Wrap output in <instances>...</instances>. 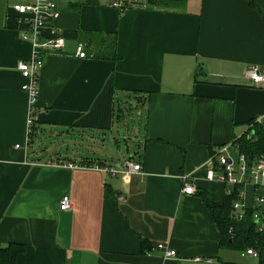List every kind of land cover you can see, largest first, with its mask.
<instances>
[{
  "label": "crops",
  "instance_id": "obj_1",
  "mask_svg": "<svg viewBox=\"0 0 264 264\" xmlns=\"http://www.w3.org/2000/svg\"><path fill=\"white\" fill-rule=\"evenodd\" d=\"M15 1L23 0H0V246L24 249L8 264H205L192 261L197 255L256 264L244 250L219 246L200 193L223 202L227 186L206 176L218 174L215 153L251 119L264 123V80L246 77L253 65L264 69V0L124 11L110 0H54L60 14L42 34H61L64 46L43 56L29 136L16 64L32 46ZM114 38L118 58L102 59L97 48ZM90 159H131L142 169L109 176L47 164ZM184 178L194 192H182ZM64 195L69 210L59 208ZM259 197L264 184H244L242 207L260 215L264 231Z\"/></svg>",
  "mask_w": 264,
  "mask_h": 264
},
{
  "label": "built area",
  "instance_id": "obj_2",
  "mask_svg": "<svg viewBox=\"0 0 264 264\" xmlns=\"http://www.w3.org/2000/svg\"><path fill=\"white\" fill-rule=\"evenodd\" d=\"M109 5L120 11H124L130 8H146L149 6L148 0H110ZM11 8L14 12L23 17L27 23V27L22 32V39L28 40L31 43L32 51L31 56L26 59H20L17 61L16 68L24 78V82L21 85V89L28 94L29 98V115H28V136L33 132L34 121L32 119L33 111L35 109L37 95H38V78L39 71L44 62V54L48 52L60 51L64 46V37L57 33L53 36H43L42 30L50 25L60 14L58 5L54 0H23L15 1L11 4ZM77 56L85 58L87 53L84 46L79 42L76 46ZM246 77H248L254 84H257L264 80V69L257 65H253L246 71ZM255 122H260V118H255ZM19 147V144H16ZM230 149H233L236 153V159L230 154ZM218 163V174L215 175L213 169L207 171L208 179H217L223 182L228 189V185H237L239 183L244 184L252 182L253 184H264V160L258 158L250 166L247 164L245 156L238 152L237 146L234 142H228L221 145L214 155ZM48 165L64 166L68 168H83L100 171L105 175L117 176L120 173H138L142 169L140 162L132 161L131 159L124 160L119 166L105 165L98 160H85L80 162H66L55 163L47 162ZM195 191L193 185L189 184L184 178L182 192L192 193ZM242 195L243 189L238 193V197L233 202V211L237 219H241L244 214L242 207ZM257 202L263 203L264 198L259 197ZM72 207L70 197L64 195L59 200L60 210H69ZM253 218L259 220L260 215L253 213ZM157 250L163 252L164 256L177 257V252L174 249H166L163 244L158 243L155 247ZM242 254L251 255L256 257L257 253L252 248L244 250ZM192 261L194 263L212 264L215 262V258L211 256H193ZM218 264H223L218 262Z\"/></svg>",
  "mask_w": 264,
  "mask_h": 264
},
{
  "label": "trees",
  "instance_id": "obj_3",
  "mask_svg": "<svg viewBox=\"0 0 264 264\" xmlns=\"http://www.w3.org/2000/svg\"><path fill=\"white\" fill-rule=\"evenodd\" d=\"M181 0H148V7L170 8L180 5ZM115 38L109 40V44L99 50L102 59L118 58L113 47ZM82 43V42H81ZM108 50V51H106ZM238 152L243 154L248 166L258 158L264 160V123L255 122V118L248 122L247 130L234 139ZM243 189V184L233 185L227 189L221 204L212 202L207 195L200 193L208 208L212 221L217 225L220 236L219 246L235 250H246L252 248L257 253V263L264 264V231L258 228L257 220L253 218V211L244 210L243 217L237 219L233 211V202L238 197V193ZM24 249L23 245L15 244L5 247L0 246V263H13L18 253Z\"/></svg>",
  "mask_w": 264,
  "mask_h": 264
},
{
  "label": "rangeland",
  "instance_id": "obj_4",
  "mask_svg": "<svg viewBox=\"0 0 264 264\" xmlns=\"http://www.w3.org/2000/svg\"><path fill=\"white\" fill-rule=\"evenodd\" d=\"M129 124H130V128H131V136H132V124H131V119H130V118H129ZM123 132H124L125 137H128V136L126 135V131L124 130ZM131 136H130V137H131ZM123 143H124V142H123V139H122V148L124 147V144H123ZM100 147H102V145H100ZM112 147H113L114 155H118L120 149H119L116 145H112ZM123 149H124V148H123ZM121 151H122V150H121Z\"/></svg>",
  "mask_w": 264,
  "mask_h": 264
},
{
  "label": "water",
  "instance_id": "obj_5",
  "mask_svg": "<svg viewBox=\"0 0 264 264\" xmlns=\"http://www.w3.org/2000/svg\"><path fill=\"white\" fill-rule=\"evenodd\" d=\"M232 188V186L231 185H228V189H231Z\"/></svg>",
  "mask_w": 264,
  "mask_h": 264
}]
</instances>
